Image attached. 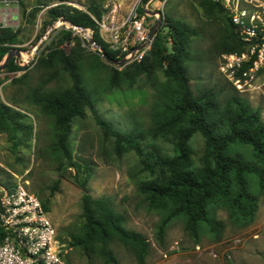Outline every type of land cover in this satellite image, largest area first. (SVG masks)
<instances>
[{
	"label": "trees",
	"instance_id": "obj_1",
	"mask_svg": "<svg viewBox=\"0 0 264 264\" xmlns=\"http://www.w3.org/2000/svg\"><path fill=\"white\" fill-rule=\"evenodd\" d=\"M199 5L206 15L220 23L221 35L214 44L216 54L245 51L226 10L210 0H199ZM138 12L140 15L145 13L142 7ZM102 14L97 5H89L86 10L66 4L47 9L50 23L63 19L77 28L90 30L97 50L90 53L92 60L85 66L79 51L67 54L60 47L64 40L72 41L71 32H67L59 45L38 60V67L46 71L61 68L70 85L46 92L37 88L29 95L30 102L52 118L54 142L51 149L63 165L75 171V179L83 192V231L71 236V244L85 255L101 258L104 264H119L111 249L114 243L130 251L136 264H146L149 252L146 238L126 229L123 216L114 212L106 198H92L85 193L90 168L86 160H74L70 129L73 120L83 118L86 110L93 114L103 140L112 141V152L117 157L134 153L139 160L140 173L148 175L147 179L138 181L137 189L147 210L159 215L154 229V239L159 247L164 249L166 230L178 219L196 244L202 236L212 242L222 240L226 225L218 219V211L226 213L232 227H249L260 199H264V121L260 110L251 107L226 80L218 86L193 89L188 64L195 60L190 46L197 32L185 23L167 17L150 49L139 61L121 70L110 67L105 71V87L118 91L131 88L140 76L145 77L153 91L149 113L151 125L147 130L138 127L137 123H133L128 131L114 127L97 115L94 108L97 94L88 86V78L102 72L106 66L102 61H119V52L100 38L97 21L101 20ZM257 34L264 41V27L258 29ZM18 35V31L10 27L0 29V63L8 52L17 49L14 47L19 43ZM75 41L79 46V39ZM5 70L12 72L20 67L11 59ZM24 118L19 110L0 103V133L11 137L20 132L31 134L32 126L25 124ZM195 134L203 139L200 165L195 164L190 146ZM146 138L170 141L172 155L164 153L155 143L144 144ZM81 173L86 177L79 179ZM42 206L47 212L43 203Z\"/></svg>",
	"mask_w": 264,
	"mask_h": 264
},
{
	"label": "rangeland",
	"instance_id": "obj_2",
	"mask_svg": "<svg viewBox=\"0 0 264 264\" xmlns=\"http://www.w3.org/2000/svg\"><path fill=\"white\" fill-rule=\"evenodd\" d=\"M17 1L16 11L9 17L8 26L19 34V43L14 48H17L20 57L12 59L17 62L20 70L9 72L4 68L0 71V103L22 112L25 115L24 123L32 126V132L28 135L20 132L15 137L0 133V184L9 186L15 176L28 181L29 190L45 205L56 228L60 252L66 263L104 264L101 258L85 255L71 244V236L83 231V192L75 179V171L63 165L51 149L54 142L52 118L29 100V95L37 88L46 92L70 85L68 76L61 68L46 71L38 67V60L52 47L59 45L67 32H71L72 41L64 40L60 47L67 54L73 50L79 51L85 66L90 65V53L97 48L88 42V38L92 37L90 30L83 31L60 20L50 23L46 11L59 4L80 10H86L89 5L99 6L103 12L101 20L97 21L100 38H117L116 43L108 45L118 52L124 42L131 43L134 35L131 21L134 17L140 19L150 33L158 15H149L147 11L163 13L157 31L167 17L185 23L197 32L190 46L195 60L188 64L193 89L218 86L226 80L219 70L224 55L218 56L214 48L221 35L220 23L205 14L199 0H147L145 3L142 0ZM248 1L264 6V0ZM140 7L145 12L143 15L138 12ZM37 8H40L39 11H35ZM76 38L79 39V46ZM149 49L150 45L145 53ZM135 61L136 58H131L120 65L102 61L106 65L103 71L88 78V86L97 94L94 107L97 115L123 131L131 130L133 123H137L143 130L150 127L153 91L146 84L144 76H140L131 88L120 91L107 89L104 84L105 71L110 67L121 70ZM20 62L25 64L24 67ZM258 82L264 83V71L259 73ZM243 96L251 107L260 110L264 121V97L260 94ZM149 143H155L164 153L172 155L170 141L146 138L144 144ZM70 145L74 160L84 159L90 168L85 193L92 198H106L114 212L123 216L125 228L146 238L149 244L146 264H264V199H260L253 222L245 229L232 227L228 224L226 213L218 211V219L226 225L219 242H212L207 236H202L196 244L184 231L182 221L174 220L166 230L163 249L154 239L159 215L147 210L137 189L138 181L148 178L146 173L139 171L138 157L132 152L117 157L112 152V141L103 140V134L90 110H86L83 118L73 120ZM190 146L195 164L200 165L202 137L195 134L190 140ZM84 176L81 173L79 179ZM111 249L119 264H136L130 251L120 244H112Z\"/></svg>",
	"mask_w": 264,
	"mask_h": 264
},
{
	"label": "built area",
	"instance_id": "obj_3",
	"mask_svg": "<svg viewBox=\"0 0 264 264\" xmlns=\"http://www.w3.org/2000/svg\"><path fill=\"white\" fill-rule=\"evenodd\" d=\"M210 1L226 10L245 45V51L222 57L220 72L239 94L264 97V83L258 82L259 73L264 71V41L257 34L264 27V6L248 0ZM17 5V0H0V29L9 27L8 19ZM131 23L134 35L130 44H122L119 61L131 58L139 61L151 43L142 21L134 17ZM116 39L103 38L109 45L116 43ZM0 264H68L60 252L51 218L21 176H15L9 186L0 184Z\"/></svg>",
	"mask_w": 264,
	"mask_h": 264
},
{
	"label": "water",
	"instance_id": "obj_4",
	"mask_svg": "<svg viewBox=\"0 0 264 264\" xmlns=\"http://www.w3.org/2000/svg\"><path fill=\"white\" fill-rule=\"evenodd\" d=\"M147 13L149 15H156V14L158 15V20H157L156 24L154 25V27L152 28V30L150 31L149 36H148V40L151 41L154 38V36L156 35V31L158 29V26H159L161 20L163 19V13L161 11H155V12H153V11H147ZM60 21L61 22H65L63 19H61ZM71 26H73V25H71ZM73 27L74 28H77L75 26H73ZM77 29H80V30H83V31L87 30V29H81V28H77ZM88 42H89V44L91 46H93V47L96 48V46H95V44H94V42L92 40V37H89L88 38ZM98 51H100V50L98 49ZM19 56H20V53L16 49H12L10 52H8V54L4 57V59L0 63V71H2L6 67V65L8 64V62L12 58L18 59ZM122 63H123L122 60L112 62V64H114V65H120Z\"/></svg>",
	"mask_w": 264,
	"mask_h": 264
},
{
	"label": "bare ground",
	"instance_id": "obj_5",
	"mask_svg": "<svg viewBox=\"0 0 264 264\" xmlns=\"http://www.w3.org/2000/svg\"><path fill=\"white\" fill-rule=\"evenodd\" d=\"M24 54V53H23ZM23 54H22V56H23ZM26 56H28V55H26ZM27 58V57H26Z\"/></svg>",
	"mask_w": 264,
	"mask_h": 264
}]
</instances>
